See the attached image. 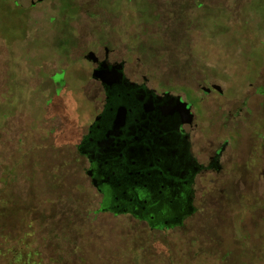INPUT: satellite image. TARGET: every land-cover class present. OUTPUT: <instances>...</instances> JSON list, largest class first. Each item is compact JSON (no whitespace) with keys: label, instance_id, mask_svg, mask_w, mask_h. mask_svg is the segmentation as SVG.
Segmentation results:
<instances>
[{"label":"rangeland","instance_id":"obj_1","mask_svg":"<svg viewBox=\"0 0 264 264\" xmlns=\"http://www.w3.org/2000/svg\"><path fill=\"white\" fill-rule=\"evenodd\" d=\"M103 45L203 98L201 144L232 147L216 189L242 197L214 203L198 178V214L157 230L100 209L76 145L101 101L84 56ZM263 99L264 0H0V264H264V148L246 150Z\"/></svg>","mask_w":264,"mask_h":264},{"label":"flooded vegetation","instance_id":"obj_2","mask_svg":"<svg viewBox=\"0 0 264 264\" xmlns=\"http://www.w3.org/2000/svg\"><path fill=\"white\" fill-rule=\"evenodd\" d=\"M43 1L46 0H29V4ZM90 51L94 56L87 58ZM90 51L84 58L92 64L94 95L101 96V101L81 139L80 151L88 162L87 177L101 197V210L129 215L150 230L181 226L184 220L198 214L199 208L193 203L204 196H197L194 186L198 178L207 175L215 190L205 194L214 203L226 205L242 197L237 184L216 189L222 179L221 162L230 156L228 151L232 147L228 138L218 144L209 142L208 147L201 144L203 130L198 123L201 96L194 98L187 93L160 89L140 73L138 66L132 69L133 77L125 71L123 53L115 48L103 45ZM94 70L100 77H92ZM212 84L202 86L203 94L215 89ZM166 94L180 96L189 112L179 104L175 113L161 112L164 101L168 109L175 105ZM254 107L260 111L263 122L257 129L262 130V136L256 132L257 138L247 145L251 154L264 148L263 142L258 143V138H264V99ZM120 112L123 121L115 126V117ZM234 115H238V110Z\"/></svg>","mask_w":264,"mask_h":264},{"label":"water","instance_id":"obj_3","mask_svg":"<svg viewBox=\"0 0 264 264\" xmlns=\"http://www.w3.org/2000/svg\"><path fill=\"white\" fill-rule=\"evenodd\" d=\"M92 57V56H94V53L92 52V51H90L88 54H87V58L88 57ZM92 77L93 78H97V77H100L99 75H98V71H96V70H94V72H93V74H92ZM119 77L121 78V74L119 75ZM101 79H102V77H101ZM103 81H104V79H103ZM212 86L216 89V90H218V91H220V88H219V86H217V85H215V84H212ZM166 96L169 98V100L171 101V102H174L175 103V105H174V108H172V110L169 108H167V103H166V101H164L163 103H162V105H161V112H163L164 114H166L167 112L168 113H175V112H177L178 110H177V108H176V106H177V104H179L180 106H181V108H183V110H185V112H189V109L187 108V105H186V103L184 102H182L181 100H180V96H178V95H169V94H166ZM123 111V110H122ZM180 111V110H179ZM122 121H123V115H122V112H120V113H118L117 115H116V117H115V126H118V125H120L121 123H122Z\"/></svg>","mask_w":264,"mask_h":264},{"label":"trees","instance_id":"obj_4","mask_svg":"<svg viewBox=\"0 0 264 264\" xmlns=\"http://www.w3.org/2000/svg\"><path fill=\"white\" fill-rule=\"evenodd\" d=\"M59 75H56V76H54V78L53 79H58L57 77H58ZM81 142V141H80ZM80 142L76 145V155L80 158V159H85V154H83L82 153V151H80ZM87 171V170H86ZM83 173H85V172H83ZM1 236V235H0ZM2 237V236H1ZM7 237V234L5 235V236H3V238H6ZM8 250H9V246H6V249H5V251H7L8 252ZM32 263H34V262H32Z\"/></svg>","mask_w":264,"mask_h":264}]
</instances>
